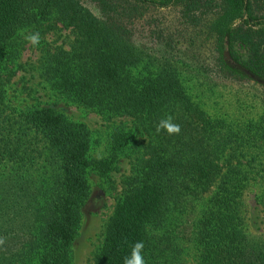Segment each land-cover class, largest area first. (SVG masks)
Returning <instances> with one entry per match:
<instances>
[{
    "label": "trees",
    "instance_id": "16d2710c",
    "mask_svg": "<svg viewBox=\"0 0 264 264\" xmlns=\"http://www.w3.org/2000/svg\"><path fill=\"white\" fill-rule=\"evenodd\" d=\"M177 9V25L150 17ZM62 29L68 50L46 43ZM34 32L39 86L100 118L101 158L82 123L10 103ZM216 79L264 90V0H0V264H72L88 174L114 189L122 160L130 173L92 264H124L137 241L146 264H264L246 204L252 195L264 224V116L210 114ZM169 115L179 135L157 133Z\"/></svg>",
    "mask_w": 264,
    "mask_h": 264
},
{
    "label": "rangeland",
    "instance_id": "374dc122",
    "mask_svg": "<svg viewBox=\"0 0 264 264\" xmlns=\"http://www.w3.org/2000/svg\"><path fill=\"white\" fill-rule=\"evenodd\" d=\"M178 11L177 9L176 11L153 12L150 17L159 20L164 25H177L179 23ZM72 39L70 31L62 29L50 34L46 38V43L68 50ZM204 53L209 59L215 55L211 44L205 46ZM39 58V51L28 42L18 61L23 69L16 70L8 88L10 103L18 108L32 104L41 107L48 106L65 113L72 121L82 123L92 134L91 157L101 158L105 152L106 140L100 118L94 114H84L63 102L56 101L55 103L54 100L47 97L39 86L40 80L37 74L30 69L36 66ZM209 63L213 64L212 61ZM215 82L212 87L214 93L208 98L205 97L204 100L205 108L210 114L222 115L227 119V123L231 124L255 121L264 116V90L261 86L253 82L225 79H216ZM130 169L131 166L127 160L120 161L117 171L111 174V180L115 184L114 189L104 185L103 180L96 174H88L91 194L83 210L80 228L72 245V264H92L101 248L105 226L113 213L115 200L120 196L122 182L124 177L129 175ZM246 204L249 209L252 232L264 234V224H262L261 215L254 206L252 195H248Z\"/></svg>",
    "mask_w": 264,
    "mask_h": 264
},
{
    "label": "clouds",
    "instance_id": "9594fccd",
    "mask_svg": "<svg viewBox=\"0 0 264 264\" xmlns=\"http://www.w3.org/2000/svg\"><path fill=\"white\" fill-rule=\"evenodd\" d=\"M25 39L33 46H38L40 43L39 32H34L25 36ZM161 130L166 131L169 135H179L181 128L180 125L173 121L172 116H167L161 119L157 126L156 131L159 133ZM144 242L137 241L131 249V255L124 259V264H146V260L143 255Z\"/></svg>",
    "mask_w": 264,
    "mask_h": 264
},
{
    "label": "water",
    "instance_id": "95a60500",
    "mask_svg": "<svg viewBox=\"0 0 264 264\" xmlns=\"http://www.w3.org/2000/svg\"><path fill=\"white\" fill-rule=\"evenodd\" d=\"M224 58H225L226 61H229L230 60V57H229V55H228L227 52L224 53Z\"/></svg>",
    "mask_w": 264,
    "mask_h": 264
}]
</instances>
